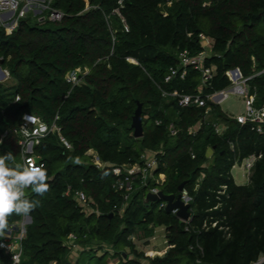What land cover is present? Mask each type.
Listing matches in <instances>:
<instances>
[{
	"label": "trees",
	"instance_id": "trees-1",
	"mask_svg": "<svg viewBox=\"0 0 264 264\" xmlns=\"http://www.w3.org/2000/svg\"><path fill=\"white\" fill-rule=\"evenodd\" d=\"M118 1L52 0L51 7L65 14L61 21L39 20L29 12L12 34L0 26V59L16 80L0 82V132L7 133L0 153L12 152L9 163L21 164L17 130L27 112L49 123L59 115L62 133L73 144L68 149L51 133L36 146L49 188L42 195L31 186L25 190L39 204L29 213L20 264H68L73 252H78L75 264H109V256L119 258L118 264H251L264 254V135L212 101L182 107L163 93L207 95L224 89L231 83L228 69L252 73L253 56L263 67L264 0H126L121 13L129 30L114 12ZM201 33L214 39L213 53L205 59L214 77L204 84L201 70L190 65L184 77L180 72L167 82L181 51L203 50ZM81 66L89 72L74 85L66 75ZM253 83L264 103V77ZM138 101L143 103L141 138L131 127ZM171 123L178 128L175 135ZM214 123L226 124L227 130L218 134ZM90 149L104 167L94 163ZM148 151L160 161L156 172L166 174L164 192L178 196L186 182L193 198L190 222L159 209V202L145 205L148 187L140 182L123 207L112 168L140 161ZM253 154L261 157L251 178L238 184L232 169ZM69 187L84 190L93 210L67 194ZM20 218L9 215L8 225ZM156 226L165 227L175 246L152 258L130 237L147 239ZM71 234L78 250L68 242ZM0 263L11 264L1 248Z\"/></svg>",
	"mask_w": 264,
	"mask_h": 264
},
{
	"label": "built area",
	"instance_id": "built-area-1",
	"mask_svg": "<svg viewBox=\"0 0 264 264\" xmlns=\"http://www.w3.org/2000/svg\"><path fill=\"white\" fill-rule=\"evenodd\" d=\"M51 1L52 0L26 1L22 4L23 0H0V26L5 29L7 34H12L19 27L21 20L27 17L30 11H38V15H40L39 20H51L54 22L61 21L65 14L62 10L52 8ZM125 1L126 0H119V7L116 8L114 12L122 18L126 30H129V25L121 13V7L125 5ZM168 4L171 5V2ZM44 11H47V13L45 14ZM200 42L203 50L199 54L191 55L188 50H184L179 53L180 64L178 67L170 68L165 78L167 82L179 75L180 72L181 76L184 77L186 68L190 65H193L201 70L202 82L204 84H208L210 82V80L214 77V68L206 66L205 59L213 53L214 39L205 33H201ZM252 60L253 68L252 73L249 75H246L240 67L231 68L226 71V75L230 79L231 83L224 89L207 95H204L202 91L194 94H188L180 92L177 89L173 90L172 92L164 91L163 94L165 96L169 95L177 99L178 104L182 107L190 105L203 107L208 104V100L220 105V102L224 98L228 97L231 93L238 94L244 99L245 112L240 115H232L229 113L228 115L241 124H249L253 130L264 135V103L260 102L257 92V84L253 83L256 78L264 77V66L258 68V63L255 56L252 57ZM88 72V66L77 67L76 69L69 71L66 75V78L70 83L77 85L82 82L84 75H86ZM18 99H20V97H18ZM210 110L211 107L208 106L207 113H209ZM59 118L60 116L57 115L55 119L49 123L39 115L30 112H27L23 115L20 126L17 130L20 136L19 145L21 152V164H24L26 161H33L36 164L41 163L38 156L35 154V149L36 146L39 145L42 140L51 133H57L61 142L68 149H73L72 142L62 133V127L58 123ZM158 123H160V121H158ZM201 124L202 122H200L197 127L191 128L190 132H196L198 128H200ZM214 126L218 134H223L227 130V125L224 123H214ZM169 128L173 135L178 133V128L174 123H171ZM6 135V132H0V146L2 145ZM231 148L234 149L233 143H231ZM89 153L93 155V161L99 167H104L106 165V163L100 159L98 153L95 150L90 149ZM259 157H261V155L253 154L239 162L240 167L242 168L241 170L243 172V176L248 180V182ZM159 166L160 161L158 157L154 152L151 151L144 152L140 161L113 166L112 171L116 177L113 186L116 191L121 192L124 196L125 203L123 207L126 206L131 194L134 192L135 184L137 182H140L142 185L148 187L147 193L150 191L158 193L160 190H162L161 185L166 180V174L163 172L158 174L156 172ZM67 194H74L75 198L78 200V203L88 211L87 207L88 205H91V198L84 190H73L71 187H69ZM179 194L181 195L182 200H184L186 203H192L193 198L186 187L180 191ZM166 205V201H160L158 208L165 209ZM92 210L93 208L91 207L90 211ZM176 211L177 210L175 209L172 213L176 215ZM30 218L32 217L29 214L26 216L21 215L20 219L11 222L5 233L0 235V248L4 250L6 255L10 258L11 264H20L22 262L23 241L27 236V226L32 222H30ZM190 221L191 220L186 222ZM217 224V221L213 222V226H216ZM152 226L154 227V224H151V227ZM204 227H209L207 221L204 223ZM157 228L158 226L155 227V233L152 236L153 240L157 239ZM163 237L164 243H167V245L161 249H143L142 251L145 252L146 256L152 258L156 256H164L168 252L169 248L175 246V244L169 243L166 231ZM130 239L135 244H137V246L139 245L140 240L136 237V235L133 234ZM68 242L74 248V250H78L79 246L76 243L75 234H71L69 236ZM201 250H203L202 247ZM262 263H264V254H262L251 264Z\"/></svg>",
	"mask_w": 264,
	"mask_h": 264
},
{
	"label": "clouds",
	"instance_id": "clouds-1",
	"mask_svg": "<svg viewBox=\"0 0 264 264\" xmlns=\"http://www.w3.org/2000/svg\"><path fill=\"white\" fill-rule=\"evenodd\" d=\"M14 159L12 152L0 153V235L9 227V215L26 216L39 204L38 200L26 195V188L31 186L35 193L41 195L49 188L45 163L26 161L24 164H10Z\"/></svg>",
	"mask_w": 264,
	"mask_h": 264
},
{
	"label": "water",
	"instance_id": "water-1",
	"mask_svg": "<svg viewBox=\"0 0 264 264\" xmlns=\"http://www.w3.org/2000/svg\"><path fill=\"white\" fill-rule=\"evenodd\" d=\"M35 1H42V0H35ZM3 63V60L0 59V64ZM5 76V72L1 70V75ZM131 127L134 129V136L136 138H141L145 134V128H144V120H143V103L141 101H138V105L136 108V111L133 115ZM186 186V182H183L179 186V191H182ZM160 201H166L167 205L165 210L169 213H172L175 209L176 216L183 220V221H189L193 219V212H192V203H186L184 200H182L181 195L179 194L176 196L175 194H167L164 192V190H160L158 193L156 192H148L146 196L144 197V203L145 205L149 206L152 205L154 202H160ZM32 221V218H30V222ZM125 255H127L125 253Z\"/></svg>",
	"mask_w": 264,
	"mask_h": 264
},
{
	"label": "rangeland",
	"instance_id": "rangeland-1",
	"mask_svg": "<svg viewBox=\"0 0 264 264\" xmlns=\"http://www.w3.org/2000/svg\"><path fill=\"white\" fill-rule=\"evenodd\" d=\"M28 0H23L22 4L24 2H26ZM33 12V14L35 15L34 11H30ZM1 70H3L5 72V76H0V82H2L3 84L6 85H13L16 83V80L11 77L10 72L8 69H6L2 64H0V75H1ZM220 106L222 107V109L224 111H226L229 114L232 115H240L243 114L245 112V102L243 97H241L238 94L235 93H231L228 97L224 98L221 102H220ZM211 116H207V119H210ZM212 151H210L209 156H212L211 154ZM242 168L240 167L239 162L233 167L232 169V174L233 177L235 179V181L238 184H246L248 183V180L243 176V172L241 170ZM92 205H88V211L91 210ZM163 229H161L160 232V236H163L165 233ZM153 243V242H151ZM156 244L158 245L159 248H164L167 243L163 242V239L159 238V240H157ZM148 246V242L144 243V242H139L138 247L140 248V250L146 249ZM109 258L111 259V256H109ZM75 264V262L73 263Z\"/></svg>",
	"mask_w": 264,
	"mask_h": 264
},
{
	"label": "crops",
	"instance_id": "crops-1",
	"mask_svg": "<svg viewBox=\"0 0 264 264\" xmlns=\"http://www.w3.org/2000/svg\"><path fill=\"white\" fill-rule=\"evenodd\" d=\"M28 1H35V0H28ZM34 13H35V15H38V14H39L38 11H36V12H34ZM161 229H163V231H164V233H165L164 226H158V228H157V232H156L157 239L153 240V239H152V236H151V237H149V238H147V239L140 240L139 242H144V243H147V242H148V246H147V248L161 249V248H159L158 245L156 244V242H157V240H159V238L163 239V242H164V237L159 235V234H160L159 231H160ZM163 231H162V232H163ZM151 242H153V243H151ZM138 249H140V248H138ZM77 258H78V252H73V253L71 254V257H70L71 262L68 263V264H71V263L73 264L74 262L76 263ZM118 263H119V258H112V259L109 260V264H118Z\"/></svg>",
	"mask_w": 264,
	"mask_h": 264
}]
</instances>
